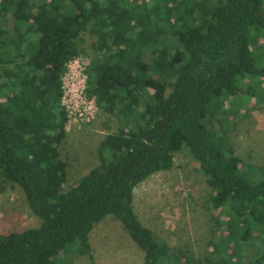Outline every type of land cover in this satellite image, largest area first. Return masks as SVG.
Listing matches in <instances>:
<instances>
[{"label": "trees", "instance_id": "1", "mask_svg": "<svg viewBox=\"0 0 264 264\" xmlns=\"http://www.w3.org/2000/svg\"><path fill=\"white\" fill-rule=\"evenodd\" d=\"M263 5L0 0V179L21 191L38 220L0 235V264H57L73 247L91 258L88 234L107 215L142 250V264H264V166L243 171L212 127L222 112L214 99L261 88L264 46L253 34L264 32ZM79 55L89 58L85 96L120 127L98 143V164L63 192L62 76ZM253 76L246 91L239 87ZM182 149L211 190L210 207L226 208L223 245L212 242L203 261L167 247L132 206L133 189L170 170Z\"/></svg>", "mask_w": 264, "mask_h": 264}, {"label": "rangeland", "instance_id": "2", "mask_svg": "<svg viewBox=\"0 0 264 264\" xmlns=\"http://www.w3.org/2000/svg\"><path fill=\"white\" fill-rule=\"evenodd\" d=\"M253 40L256 45L264 46V32L253 34ZM89 41L85 37V45ZM88 61L86 55L77 56L62 76L61 102L67 110L66 134L59 148L60 157L67 164L63 192L98 164V143L120 127L116 118L100 111L85 96L84 70ZM255 79L256 76L246 77L239 87L246 91L249 81ZM260 87L256 85L255 95L219 98L212 103L215 109H222L214 117L212 127L239 157L243 171L264 166V79L260 80ZM210 193L198 164L182 149L173 154L170 170L151 175L133 189L132 206L140 222L167 247L190 249L203 261L212 251V242L221 247V238L227 234L222 224L227 221L226 208H211ZM37 225L38 220L27 207L21 191L0 179V235ZM253 236L257 237V233ZM88 244L91 258L73 247L59 253L55 261L57 264H142V250L111 215L92 228Z\"/></svg>", "mask_w": 264, "mask_h": 264}, {"label": "built area", "instance_id": "3", "mask_svg": "<svg viewBox=\"0 0 264 264\" xmlns=\"http://www.w3.org/2000/svg\"><path fill=\"white\" fill-rule=\"evenodd\" d=\"M71 61H72V60H71ZM69 63H70V62H69ZM69 63H68V64H69ZM62 86H63V81H62ZM62 97H63V94H62ZM61 99H62V98H61ZM63 106H64V105H63ZM64 107H65V106H64ZM65 109H66V108H65ZM66 112H67V110H66Z\"/></svg>", "mask_w": 264, "mask_h": 264}]
</instances>
